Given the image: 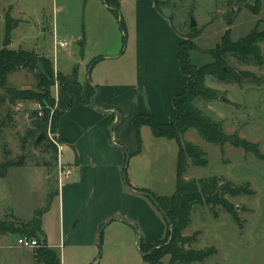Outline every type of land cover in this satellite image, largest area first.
Instances as JSON below:
<instances>
[{"label": "rangeland", "instance_id": "rangeland-1", "mask_svg": "<svg viewBox=\"0 0 264 264\" xmlns=\"http://www.w3.org/2000/svg\"><path fill=\"white\" fill-rule=\"evenodd\" d=\"M163 1L160 9L170 16L185 45L194 48L191 62L198 67L214 61L212 52L225 37L237 42L256 28L264 30V0ZM257 6L258 9H253ZM9 9L15 18L21 20L12 32L14 45L11 47H36L37 53L54 61L51 89L58 98L61 111L68 110V116L63 119L65 127L70 128L69 122L82 117L86 111L81 101V87L95 79V74L114 71L120 73L125 83L133 77L136 53L132 47L126 51L128 36L122 31L121 8V17L118 18L106 7L104 0H0V48L4 47V14ZM192 17L197 22L195 27L191 26ZM57 40L69 44L61 47L55 44ZM261 48L264 55V42ZM99 55L105 60L98 65H89ZM230 66L239 74L249 71L255 78L239 83L224 82L208 75L206 86L214 92L215 98L197 99L195 104L226 133L237 132L256 145L253 148L258 154L256 150L248 152L230 143L223 147L211 143L194 128L183 135L182 141L202 150L208 161L206 165H198L188 159L183 177L186 181L217 177L221 183L228 182L229 185L223 186L228 191L223 199L233 211L222 204L202 202L193 205L191 223L183 230V235L191 236L196 232L199 235L185 249L208 251L209 255L202 261L181 264H264V64H244L231 57ZM40 71L19 69L10 74L9 83L19 89L43 92L42 80L35 74ZM57 73L62 78H58ZM136 96L137 93L128 94L121 101L119 108L123 114L131 112ZM47 108L54 114L57 99L52 105L30 99L12 103L5 90L0 89V162L23 164L10 167L7 174L0 177V219L10 221L20 229L16 233H0V264H36L37 248H23L18 240L23 236L33 237L23 232L20 222L33 219L39 209L47 207L41 220L42 229L48 234V243H58L61 239L57 195L60 188L59 153L49 137L51 126L47 128L46 137L45 125L36 127L40 120L37 121L33 114L39 111L45 115ZM170 108L173 109L172 105ZM145 113L152 114L148 107ZM164 114L167 117L161 121L170 122L167 118L171 115L167 110ZM118 118L111 124L115 125L110 134L125 143L123 178L125 173L131 188L144 189L158 197L172 196L177 188L179 142L156 137L149 125L141 127L139 140L132 119L122 116L117 123ZM34 131L38 137L44 134L39 145L31 137ZM128 153H131L129 159ZM72 156V149L66 147L63 162L71 161ZM49 193L54 195L51 200ZM131 196L147 201L153 214L140 223L121 215L110 217L105 223L100 244L93 246L74 244L69 237L61 240V247L57 250L61 252L62 264H169V254H165L160 262H152L141 255L139 235L143 242L149 239L153 244H167L168 226L162 212L149 197L142 194ZM128 201L123 196L116 208L129 209L140 215L142 207ZM34 237L41 239L42 235Z\"/></svg>", "mask_w": 264, "mask_h": 264}, {"label": "crops", "instance_id": "crops-1", "mask_svg": "<svg viewBox=\"0 0 264 264\" xmlns=\"http://www.w3.org/2000/svg\"><path fill=\"white\" fill-rule=\"evenodd\" d=\"M120 8L126 28L122 31L128 36L126 51L132 47L136 53L134 75L129 83H125L120 73L107 71L103 75L98 72L94 75L95 79L87 82L97 86L94 106L83 103L86 111L82 117L69 122L70 128L65 127L63 121L68 116V110L61 115L57 137L62 140L64 149H72L73 159L64 162L70 169V176L57 189L61 239L58 243H48L54 248H60L61 240L67 237L74 244L93 246L98 243L102 225L110 217L121 215L140 223L153 212L144 199L130 197L138 193L126 189L123 178L126 147L124 141L120 142L111 136L110 125L117 116V123H120L122 116L133 121L137 115L144 114L147 107L159 122L167 117L164 114L166 110L171 115L167 119L176 121L174 115L177 118V111L173 99L188 82V76L182 72L178 59V47L183 37L170 16L156 6L155 0H121ZM13 45L12 41L8 47L14 49L11 47ZM35 49L32 47L27 50ZM103 59L99 55L89 65H98ZM135 93L136 101L132 104L131 112L123 114L119 104L126 95L133 96ZM56 99L57 108L61 111ZM118 110L119 113L116 112ZM111 114L113 117L110 120ZM113 139L116 144L112 142ZM123 196L130 200L128 203L139 204L142 213L139 215L129 209L116 208ZM44 233L48 241V234ZM149 241L145 243L153 244Z\"/></svg>", "mask_w": 264, "mask_h": 264}, {"label": "trees", "instance_id": "trees-1", "mask_svg": "<svg viewBox=\"0 0 264 264\" xmlns=\"http://www.w3.org/2000/svg\"><path fill=\"white\" fill-rule=\"evenodd\" d=\"M105 3L118 18L121 17L120 0H105ZM155 3L160 9L164 1L155 0ZM253 9H258V6ZM231 18L232 16L229 17L230 23L232 22ZM20 21L21 20L12 16L11 9L7 10L5 14L4 47L0 48V89L5 90L12 103L30 99L41 104L47 103L52 105L55 103L56 99L51 89L54 83L52 80L55 73L54 61L50 57L38 54L35 50L23 48L12 49L8 47L12 43V32L20 24ZM121 27L123 30L126 29L123 18H121ZM262 42H264V30L257 28L237 42H232L225 37L224 41L212 52L214 61L198 67L191 62V50L194 48L187 44L185 45L184 41H182L178 47V59L182 72L188 76V82L182 92L177 94L173 99V104L177 111L176 121L159 122L150 113L139 114L133 119V128L139 140L141 127L143 125H149L156 137L176 139L180 146L176 192L172 196L159 197L149 192L158 201L160 208L165 211L166 215L171 220L174 231V236L170 240V224L162 213L168 226L167 234L169 233V240L167 242L169 243L158 242L155 244H146L142 239L140 240L139 246L144 252L151 251L156 247L152 254L144 256L152 262H160L165 254L170 255L169 264L198 262L207 258L209 255L208 251L191 252L185 249V246H191L199 235V232L191 236L183 235V230L191 223V210L194 204L202 202L212 205L222 204L229 211H233L230 205L224 203L223 199L226 192H228L223 189V186L229 185L228 182L221 183V179L217 177L190 181H186L183 177L188 159H192L193 162L198 165H206L208 161L202 150L196 148V146L191 143H184L182 137L189 129L194 128L207 141L220 145L221 147L226 143H230L248 152L253 150H256V153L258 152L257 149L253 148V146L256 148V145L242 138L237 132L234 134L226 133L220 124L210 120L203 114L196 106L195 102L197 99L208 100L215 98L214 92L206 86V77L208 75H213L224 82L239 83L247 78H255L254 74L249 71H241L239 74L233 66H230V59L234 57L244 64L257 63L263 65L264 55L261 48ZM22 68L33 71L41 70V73L35 72V74L42 80L40 86L44 89L43 92H36L32 89H19L10 85V74ZM57 76L58 78H62L60 73H57ZM96 92L97 86L94 87L91 84H87L85 87H81V101L84 104H90V99ZM63 113L64 111H60L58 108L55 110L54 114H51L49 108L45 109V115H39V111H36L33 114L36 116L37 121L40 120L36 122V127L40 128L44 124L47 137V128L50 125L53 136L58 141L62 142L61 139L57 138V132L60 118ZM111 117H113V114L109 116L110 120L112 119ZM38 135L36 131L33 132L32 136L30 134L34 139V143L39 145L40 143H36ZM55 149L57 150L56 152H58L56 145ZM128 154L131 156V153ZM22 165L23 164L18 163L14 164L12 161L0 162V177L5 176L10 167ZM140 190L146 191L144 189ZM237 192L238 191L230 194H235ZM48 196L50 200L54 197L53 193H49ZM157 208L159 209V207ZM46 209L47 207L37 210L36 216L33 219L20 222V226L23 232L32 235L33 238H36L34 236L38 234L42 235L41 239L36 238L39 242V246L35 251L36 264H62L61 252L48 244L46 234L42 229L41 214ZM19 231V228H15V224L0 219V233L8 234ZM159 245L162 246L159 247ZM162 249L166 250L162 252Z\"/></svg>", "mask_w": 264, "mask_h": 264}, {"label": "built area", "instance_id": "built-area-1", "mask_svg": "<svg viewBox=\"0 0 264 264\" xmlns=\"http://www.w3.org/2000/svg\"><path fill=\"white\" fill-rule=\"evenodd\" d=\"M55 44L59 45L61 47H65L69 43H68V41H64V40H59V41L57 40V41H55ZM39 114L42 115L41 112H39ZM48 133H49V137L51 138L53 143H55V145L57 146L58 153H59L58 184H59V187L61 188L63 186V184H64L65 179H67L70 176V169L68 168V166L62 160L64 144L59 142L52 135L51 128H49ZM18 243H19V245L21 247L27 248V249H33V248H37L39 246V242H38V240L36 238L28 237V236L20 237L19 240H18Z\"/></svg>", "mask_w": 264, "mask_h": 264}, {"label": "water", "instance_id": "water-1", "mask_svg": "<svg viewBox=\"0 0 264 264\" xmlns=\"http://www.w3.org/2000/svg\"><path fill=\"white\" fill-rule=\"evenodd\" d=\"M196 25H197V22H196V20L194 19V17H192V20H191V26H192V27H195ZM94 97H95V95H94L93 97H91V99H90V104H91L92 106H94V103H93V101H94ZM113 127H114V125H111V127H110V130H111V131H112ZM43 136H44V134H41V135L37 138L36 143H38V142L42 139ZM112 142H113L114 144H116V140H115V139H113ZM129 158H130V156H129V154H128V159H129ZM124 183H125L126 187L129 188L131 191L149 197V198L155 203V205H156L157 207H159L160 211L165 215V217H166L168 223L170 224V229H171L170 240H171V239L173 238V236H174L173 226H172V224H171V220H170L169 217L166 215L165 211H164L162 208H160L158 201H157V200H156V199H155V198H154L149 192L141 191V190L139 191V190H135L134 188H131L130 185H128V182H127L126 174H125V173H124ZM105 226H106V224L103 225V226L101 227L100 231H99V234H98V242H99V244H100V239H101V237H102V232H103V229H104ZM134 227H135V225H134ZM139 237H140V239H139L138 244L140 243V240H141V236H140V235H139ZM139 248H140V246H139ZM155 249H156V247H154L151 251L144 252V251L140 248L139 251H140V253H141L142 256H147V255L152 254V252H153ZM101 254H102V250H101V252H100L99 259H100V257H101ZM96 264H99V262H97Z\"/></svg>", "mask_w": 264, "mask_h": 264}]
</instances>
